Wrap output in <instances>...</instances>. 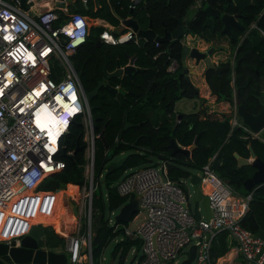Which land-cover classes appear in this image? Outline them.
<instances>
[{
  "label": "trees",
  "instance_id": "1",
  "mask_svg": "<svg viewBox=\"0 0 264 264\" xmlns=\"http://www.w3.org/2000/svg\"><path fill=\"white\" fill-rule=\"evenodd\" d=\"M108 1V7L111 6L112 11L108 8L105 16L111 22L131 16L137 20L140 27H147L150 22L157 34H163L165 29L174 30L179 20H182L185 33L198 34L206 40L227 36L229 45L234 50L235 63L232 68L220 71L215 68L204 70L203 75L210 92L216 100L230 104L226 113L233 111L235 97L240 99L249 112L255 113L259 110V78L264 77V0H201V5L190 18H186V15L195 0H139L134 6H131L132 0ZM206 5L219 9L221 13L238 14L243 28L231 26L228 34L222 33L223 23L219 17H214L211 26L203 27L207 17L204 11ZM101 9L98 7L96 12H93L97 13ZM74 10L80 11L77 8ZM58 11L59 18L55 25L66 19V15L60 9ZM102 30V25L91 26L86 41L71 55L84 90H93L103 78L104 63L111 71L118 63L125 65L129 58L135 55V65L141 69L108 78L110 85L122 87L126 90L125 94H114L102 85L89 100L95 133L94 189L91 199L93 230L94 216L98 212L104 213L98 231L93 232L92 236L93 264L94 259H100L111 241L114 242L109 251V258L114 259L113 264H124L132 248L139 250L141 240L125 233L128 223L111 224L108 221V212L118 209L134 197L133 194L121 195L116 190L115 183L123 176L125 170L158 165V160L166 161L168 176L180 186L182 179L198 172L204 163L218 154L219 163L214 171L227 180L234 191L243 195L251 192L248 210L240 219V223L252 232L258 228L264 231V182L249 191L245 190L243 181L251 175L253 166L246 164L236 167L237 159L234 156V152H238L243 157H249L248 147L251 145L256 155L264 160V140L252 136L240 125H232L226 113L207 111L202 107L196 111L180 112V117L175 115L174 104L177 98H193L200 95L199 88L190 83L181 72L180 62L184 45L181 38L172 43L147 41L144 45L141 39L139 42L132 39L116 43L98 42ZM95 31L97 34H94ZM215 48L217 47L214 46L213 49ZM172 59L177 60L179 66L174 71H169L167 66ZM226 63L228 61L222 64ZM52 66L53 70H58L57 61H54ZM126 122L129 123L128 126H124ZM84 131L82 118L77 115L60 138L61 149L56 157L64 161V167L45 177L39 185V189L56 191L35 193L29 190L31 197L24 198L25 202L22 204L18 205L15 199L9 203H0L2 233L11 229L19 234L27 229L29 203L35 196L51 197L50 201L36 205V219L40 222L56 221L53 227L59 232L66 210L63 200L59 199L60 195L66 192L75 193L77 185L69 184L65 189L60 188L65 187L67 183H76L83 175L79 166L85 163ZM197 134H200L199 142L190 151V159H187L183 152L172 153L169 146L171 137H174L181 147H188L194 142ZM76 147L78 149L73 159L62 152L63 148L68 152ZM109 151L113 155L110 160L107 158ZM122 156L125 157L124 162L105 174L107 165ZM102 184L106 187V193ZM96 189L99 190L98 196ZM182 189L188 193L186 186L183 185ZM199 215L195 213L196 217ZM64 243V236L49 226L45 227V247L64 248ZM229 244L228 230L217 231L210 239L211 260L215 262L217 257L229 249Z\"/></svg>",
  "mask_w": 264,
  "mask_h": 264
},
{
  "label": "built area",
  "instance_id": "2",
  "mask_svg": "<svg viewBox=\"0 0 264 264\" xmlns=\"http://www.w3.org/2000/svg\"><path fill=\"white\" fill-rule=\"evenodd\" d=\"M35 1L24 0L23 7L20 0H0V202L9 201L22 190L56 191L39 189V185L45 177L64 167V161L56 157L61 149L60 138L73 119L80 115L86 141L85 182L72 184L80 186L84 192L89 181L87 199L77 203V212H72L75 218L73 231L59 232L65 237L64 248L55 250L66 251L65 264H93L91 199L95 133L86 91L71 59L77 47L86 41L91 24L86 14L78 10L67 11L64 5L54 4L33 12ZM82 1L86 3L87 0ZM137 2L139 0H132L131 6ZM58 9L66 14V19L55 25ZM28 10L32 11L31 15ZM130 39L135 42L141 39L130 27L118 35L105 29L99 33V41L116 43ZM181 40L188 45L190 41L196 42L198 37L185 33ZM54 61L58 63L56 71L52 66ZM214 62L219 64L217 60ZM178 66L179 62L172 59L167 69L174 71ZM46 111L50 114L51 126L45 125ZM66 112L73 115L70 117ZM231 116L232 125H240L252 136L262 139L261 134L252 132L235 112ZM52 129L56 133L54 140ZM212 159L197 172L200 187L209 198L211 215L207 219L204 212L196 217L190 211V196L168 176L165 160H160L158 165L129 168L116 181L117 192L136 196L139 211L143 213L135 229L125 227L126 234L141 240L139 250L131 249L135 257L132 263H177L179 256L187 254L189 245L195 243L196 254L191 264H215L210 257V239L217 231L226 229L235 240V249L243 264H264L262 239L240 223L248 210L251 192L243 195L234 191L211 167ZM118 209L108 212V221L113 225L118 223L111 216ZM201 210L197 204L196 211ZM30 226L22 234L0 238V241L15 239L18 243ZM207 232L209 237L206 239ZM82 245L86 246L84 250ZM100 258L104 259V254Z\"/></svg>",
  "mask_w": 264,
  "mask_h": 264
},
{
  "label": "water",
  "instance_id": "3",
  "mask_svg": "<svg viewBox=\"0 0 264 264\" xmlns=\"http://www.w3.org/2000/svg\"><path fill=\"white\" fill-rule=\"evenodd\" d=\"M54 4L58 7H62L65 3V0H53ZM97 3V0H95ZM21 6L25 7L24 0H20ZM204 11L206 12V20L203 24V27L211 26L213 23L214 17H219L223 23V27L221 32L228 34L230 32L231 26H236L239 28H243V25L239 21L238 14L231 13H221V11L217 8H214L210 5H206L204 7ZM28 14L31 15L32 11L28 10ZM122 22L131 27L142 39V45H144L147 41H156V42H169L172 43L176 39L182 38L185 34L184 25L182 20H179L177 27L169 31L167 29L164 30L163 34H157L151 27V23L147 27H140L137 20L131 16L122 18ZM99 42V40H98ZM213 47L208 48L207 50H200L196 46H189L187 44L183 45L182 55H181V66L182 73L185 74L186 79L191 83L189 79V69L188 64L186 62V57L190 56L194 58L195 61L200 62L203 61L205 64V69L215 68L220 71L222 69L232 68L230 63L226 64H217L212 59ZM136 56H132L129 58L128 63L123 66H120V63L117 64L114 70L109 71L106 68V63H104L103 67V78L98 81L96 87L86 92L88 101L98 92L99 87L104 85L108 88L112 93H121L125 94L126 90L122 87L110 85L107 80L112 76H120L124 73L130 74L135 69H141L135 65ZM260 90L261 94L258 95V99L260 102V108L257 112L252 113L247 110V107L240 102L238 97H235L234 100V108L232 112L226 113L228 117L232 115L233 112L236 113L238 119L246 125L252 132L260 133L262 139L264 140V77L260 76L259 78ZM180 117V114H178ZM129 123L126 122L124 126H128ZM199 135L197 134L193 143H191L188 147H181L175 140L174 137L170 138L169 146L172 148V153L177 151L183 152L187 159H190V151L198 144ZM121 136V134L119 135ZM250 156L243 157L238 154V152H234V156L237 159L236 167H240L242 165L251 164L253 166V171L249 177H247L243 181V186L245 190H251L258 186L259 184L264 182V160L256 155L254 149L251 145H249ZM78 147H76L72 152H67L65 148L62 149L63 154L73 159L75 152ZM113 157L112 153L109 151L107 154V158L110 160ZM125 157H119L115 161L110 162L107 165L105 174L111 171L115 166H119L124 162ZM219 163V155L215 154L213 156L211 167L215 168V166ZM79 169L83 172L84 166L80 165ZM189 179V182L193 185V193L190 194L188 189L189 196L191 195V200L196 204H199L205 214V218H209L211 215V208L209 205V198L206 193L203 192L200 187V176L198 173L192 174ZM85 182L84 174L82 177L76 182L77 184H83ZM226 182H228L226 180ZM184 206L187 207V204L184 203ZM139 204L138 198L136 196L127 200L123 203L119 209L113 214V220L117 223H128L132 216L139 212ZM73 211L76 213V205L73 204ZM104 218L103 212H98L94 218V233H96L101 225V221ZM109 220V218H108ZM49 224L47 223H38L37 221L31 222V226L29 231L19 238L18 243L15 239H12L10 242L0 241V264H5L7 262H15L18 264L22 263H36V264H65L67 262V254L65 250H55L43 245L44 242V230ZM255 237L261 238L263 241L264 248V231L261 228H258L254 233ZM206 239L209 237V233L207 232L205 235ZM85 245H82V250L85 249ZM196 254V244L191 243L187 250V255L179 262V264H191ZM114 259H109V264H113Z\"/></svg>",
  "mask_w": 264,
  "mask_h": 264
},
{
  "label": "crops",
  "instance_id": "4",
  "mask_svg": "<svg viewBox=\"0 0 264 264\" xmlns=\"http://www.w3.org/2000/svg\"><path fill=\"white\" fill-rule=\"evenodd\" d=\"M103 3H105L104 7H105L106 12H107L108 8L112 11L111 6L108 7V5H109L108 0H97V3L95 2V0H91V1L87 0L86 3H84L82 0H66L63 8L65 7L67 9V11H73L75 8L79 9L80 11H82L84 14L87 15L91 26H95V24L102 25L103 29L110 31L113 34H116V32H119V29H121V27H123V29H127L128 26H126L122 22V18H119V20L117 22H111L110 20L106 19L107 16H105V15L103 17L102 16H96V17L92 16L91 13L93 11H95L96 8L103 5ZM53 5H54L53 0H36L32 6V11L38 12L46 6H53ZM193 5L195 6V10H194V13H195L197 8L201 5V0H195V2L191 6H193ZM122 32L123 31L121 30L119 33H117V35L122 33ZM188 34L190 35L191 33H188ZM196 37H198V40H197L198 45H196V46L200 50H207L208 48L212 47V44H214V38H210L209 40H206L205 38L201 37L198 34H196ZM216 38L217 37H215V39ZM220 38H223L222 39L223 40L222 46H221L220 50L218 48H215V50H213V53L211 55L212 59L217 60V58L221 57V53H224V54L229 53V54H231L229 56V58H227V59L221 58V64L228 61V63H230L233 67L234 63H235L234 50L229 45L230 43L228 41L227 36L220 37ZM97 40H99V36H98ZM231 61H232V63H231ZM186 62L188 64V69H189V79H190L192 84H194L196 87L199 88L200 95H199V97H193V98H187V97L177 98L175 100V104H174L175 115L178 116V114H180V112L196 111V110L201 109L202 107L206 108L207 111H213V112L215 111L216 113H226L230 108V104L226 101L216 100L215 96L212 95V93L210 92L209 86H208V84L205 80V77L203 75V72L205 70L204 62L203 61L197 62L194 60V58H192L190 56L186 57ZM231 117L232 116H230V122H231ZM70 184H72V183H70ZM68 185H66L65 188ZM60 189H62V188H60ZM66 227H67L66 224L62 223L59 232L65 233ZM229 242H230L229 249L224 254L217 257V259L214 262L215 264H243L242 263L243 262L242 257L236 252L235 240L232 239L230 237V235H229Z\"/></svg>",
  "mask_w": 264,
  "mask_h": 264
},
{
  "label": "rangeland",
  "instance_id": "5",
  "mask_svg": "<svg viewBox=\"0 0 264 264\" xmlns=\"http://www.w3.org/2000/svg\"><path fill=\"white\" fill-rule=\"evenodd\" d=\"M91 1V0H90ZM105 3H103V5H101L100 7L102 8L101 9V11H98L97 13H95V12H92L91 14L92 15H95V14H101V15H106V11H105ZM194 10H195V6L193 5V6H191L190 8H189V10H188V12H187V15H186V18H190V17H192L193 16V14H194ZM119 20V19H118ZM118 20H116V22L118 21ZM96 25H99V24H95V26ZM123 29V27H121V29H119V32L121 31ZM119 32H116V34L117 33H119ZM94 34H97V31H95L94 32ZM98 36V35H97ZM223 38H214V44H212V47H214V45L220 50V47L222 46V43H223V40H222ZM194 44V45H193ZM189 46H196V45H198V42L196 41L195 42V40L194 41H190V43L188 44ZM201 46V45H200ZM197 47V46H196ZM223 51V50H222ZM232 52V51H231ZM231 54H224V53H221V57H219V58H217V61L219 62V64H221V58H223V59H227V58H229V56H230ZM227 56V57H226ZM188 101V100H187ZM161 163V161L160 160H158V162H157V164H160ZM183 185L184 186H186L188 189H189V192H190V194H192L193 193V185L189 182V179H182V182L180 183V187L182 188L183 187ZM65 187H63L62 189H64ZM88 188H89V181H87L86 182V188H85V191L83 192L82 191V188L79 186H77L76 187V192L75 193H69V192H66V193H64V194H62V195H60V198L59 199H62L63 200V203L66 205L65 206V208H66V210L68 211V213H69V216H71L70 218L68 217L67 218V222H64V220H63V224H66V232L67 233H70L71 231H73V227H74V221H75V218H74V216L72 217V215L70 214V213H72L73 212V204L74 205H77V203H81V202H84L86 199H87V197L85 196L86 195V192L88 191ZM102 188H103V191H104V193H106V187H105V185L104 184H102ZM31 193H29L28 191H24V192H20V193H18L13 199H15V202L19 205V204H22V202L24 201V198L25 199H29V197H31V195H30ZM68 194V195H67ZM72 195H74L73 197H72ZM96 195L98 196L99 195V190L98 189H96ZM25 202V201H24ZM23 202V203H24ZM188 202H189V208H190V211L192 212V213H196V214H201V213H203V210H201V211H196V206H197V204L195 203V202H193L192 200H191V195H190V198H189V200H188ZM73 214V213H72ZM142 215H143V213H142V211H139L129 222H128V225H127V227L129 228V229H135L136 227H137V225L139 224V222H140V220L142 219ZM200 216V215H199ZM112 217V219H113V217H114V215H112L111 216ZM36 218H31L30 220H29V223H28V227H27V229L25 230V231H27L28 230V228H29V226H30V223L33 221V220H35ZM84 220V219H83ZM39 223H40V221H39ZM50 223H52V224H50ZM50 223H47V224H49L48 226L49 227H51L56 233H58L59 235H61L54 227H53V224L54 223H56V221L55 222H50ZM71 224V225H70ZM0 230H1V228H0ZM3 230V229H2ZM22 234V233H21ZM0 235H3V233L0 231ZM93 235H94V233H93ZM113 242L114 241H111L106 247H105V249H104V251H103V254H104V259H99V258H96V259H94V264H109V251H110V248H111V246H112V244H113ZM187 254H181L180 256H179V258H178V262L177 263H174V262H170V263H167V264H179V262L186 256ZM133 256H134V254H132V250H130V253L127 255V257H126V260H125V263L124 264H130L131 263V259L133 258ZM135 258V257H134ZM131 264H134V263H131Z\"/></svg>",
  "mask_w": 264,
  "mask_h": 264
},
{
  "label": "bare ground",
  "instance_id": "6",
  "mask_svg": "<svg viewBox=\"0 0 264 264\" xmlns=\"http://www.w3.org/2000/svg\"><path fill=\"white\" fill-rule=\"evenodd\" d=\"M50 114L46 111L45 112V125H50V122L48 120V116ZM55 130L52 129V133H51V137L52 139L54 140L55 139ZM24 191H29V190H22V191H18L16 194H14V196L11 197V199L9 201H6V202H0V203H9L13 200V198L20 192H24ZM35 193H38V191H34ZM68 195V194H67ZM51 200V197H47V198H37L36 196L32 199V201L29 203V211H28V219L30 220L31 218H36V213H35V208H36V205L38 203H44V202H48ZM66 206V205H65ZM72 215V217L74 216L72 213H70ZM70 218L71 216H69V213L67 210H65V215H64V222H67V218ZM33 221H38L37 219L33 220ZM32 221V222H33ZM44 223H50V222H44ZM71 225V224H70ZM15 234H18L16 232H14L13 230L11 229H6L4 232H3V235H0V238H9L11 237L12 235H15Z\"/></svg>",
  "mask_w": 264,
  "mask_h": 264
},
{
  "label": "clouds",
  "instance_id": "7",
  "mask_svg": "<svg viewBox=\"0 0 264 264\" xmlns=\"http://www.w3.org/2000/svg\"><path fill=\"white\" fill-rule=\"evenodd\" d=\"M66 113L69 114L68 116H70V117L73 115V113H69V112H66Z\"/></svg>",
  "mask_w": 264,
  "mask_h": 264
}]
</instances>
